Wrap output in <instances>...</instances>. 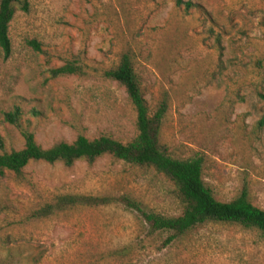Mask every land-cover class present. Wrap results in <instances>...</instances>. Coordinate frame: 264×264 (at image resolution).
Masks as SVG:
<instances>
[{"label":"rangeland","instance_id":"374dc122","mask_svg":"<svg viewBox=\"0 0 264 264\" xmlns=\"http://www.w3.org/2000/svg\"><path fill=\"white\" fill-rule=\"evenodd\" d=\"M21 1L28 10L10 24L11 55L0 48L4 152L24 148L23 132L44 149L78 136L132 142L135 109L105 78L128 54L151 114L166 107L160 143L169 154L201 158L218 201L247 189L264 210V0H182L189 10L176 0ZM68 63L82 73H54ZM69 194L183 212L174 183L154 168L110 155L72 167L31 162L0 177V264H264V235L238 225L207 224L166 244L172 233L151 234L120 203L42 214Z\"/></svg>","mask_w":264,"mask_h":264},{"label":"trees","instance_id":"16d2710c","mask_svg":"<svg viewBox=\"0 0 264 264\" xmlns=\"http://www.w3.org/2000/svg\"><path fill=\"white\" fill-rule=\"evenodd\" d=\"M177 6L185 5L189 10L194 7L191 2L176 0ZM27 11V5L21 0H0V48L5 57L12 51L9 35L10 24L17 11ZM40 51L37 43H31ZM57 76L81 74V68L75 63H68L54 71ZM105 78L117 82L127 94L136 112V138L127 144L102 136L89 140L78 136L72 144L61 142L49 149L40 146L35 136L23 132L25 145L22 150L4 152L0 141V177L7 173L21 175L31 162H44L50 165L62 163L72 167L80 161L93 163L110 155L116 160L126 162L140 168H154L168 177L175 185L183 212L178 217L146 211L143 206L129 196L97 197L92 195H61L53 205L47 206L42 214L51 216L77 207H101L120 203L138 212L148 225L151 234L172 233L166 244L178 237L203 227L207 224L238 225L248 230H256L264 235V210L254 206L249 200L247 189L231 202L218 201L213 191L203 180V160L201 158L178 159L169 154L160 143L162 121L166 107L162 106L155 114H151L147 101L142 93L141 82L136 74L131 57L123 55L119 65L105 72ZM20 110L8 113L6 119L11 124H18ZM264 126V116L260 123Z\"/></svg>","mask_w":264,"mask_h":264}]
</instances>
